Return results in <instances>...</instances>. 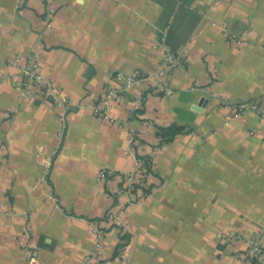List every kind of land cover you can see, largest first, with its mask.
<instances>
[{"label": "crops", "instance_id": "1", "mask_svg": "<svg viewBox=\"0 0 264 264\" xmlns=\"http://www.w3.org/2000/svg\"><path fill=\"white\" fill-rule=\"evenodd\" d=\"M167 32L188 60L172 93L133 87L96 117L117 71H156ZM28 59L70 109L18 87ZM220 98L264 101V0H0V264H29L30 243L42 264H83L99 231L98 264L124 248L129 264H252L241 238L264 231V125ZM150 159L136 198L126 175Z\"/></svg>", "mask_w": 264, "mask_h": 264}, {"label": "built area", "instance_id": "2", "mask_svg": "<svg viewBox=\"0 0 264 264\" xmlns=\"http://www.w3.org/2000/svg\"><path fill=\"white\" fill-rule=\"evenodd\" d=\"M217 1V0H215ZM54 7L52 2L48 7V22L50 17L54 14ZM164 49L163 55L158 63V67L154 73H146L140 70H135L130 74H125L122 71H117L114 75L115 84L108 85L103 89L102 96L98 101L92 104V110L96 117L100 119L107 118L109 115V108L112 104L120 100L123 93L133 87H148L153 91H158L164 94H171L172 89L169 87V80L172 72L179 66L184 65L188 60L181 52H173L164 43V38L160 39L156 43ZM19 73L21 75V81L18 85L19 88L29 90L30 87L36 88L38 95L45 101H50L55 104H63L65 109H70V102L67 97L64 96L54 85L48 76H46L36 59H28L20 65ZM140 101H138V104ZM219 104L222 106L230 107L232 113L237 116L244 111H254L258 114L260 120L264 125V101L263 102H239L231 104L225 98L219 99ZM131 116L135 115V108L130 112ZM64 114H61V121H64ZM135 132L132 131L130 141L134 142ZM143 172L139 182L144 184V180L148 179L149 173L146 169L145 161L138 160L137 168L134 172L126 175L125 190L127 193L132 192L133 182L139 177V173ZM114 173L111 169H101L98 173V177L105 179ZM3 204L0 201V219L1 216L6 215L2 211ZM233 236H230L232 238ZM241 238V237H239ZM246 243V249L244 257L252 264H264V231L256 234L252 237H242ZM103 233L98 232L94 242V250L87 254L84 258L83 264H97V256L102 247ZM29 245V243H28ZM30 255L29 264H42L39 259V251L37 247L29 245ZM119 264H129L130 255L124 248L118 255Z\"/></svg>", "mask_w": 264, "mask_h": 264}, {"label": "trees", "instance_id": "3", "mask_svg": "<svg viewBox=\"0 0 264 264\" xmlns=\"http://www.w3.org/2000/svg\"><path fill=\"white\" fill-rule=\"evenodd\" d=\"M165 45L172 50L173 52H178V48H175L174 45L171 42V38H170V34L167 32L166 36H165ZM167 132V134L165 133ZM176 130H172V129H159L158 131V137L160 138V144H164L167 142H170L175 134H176ZM151 159L150 160H146V169L148 171V173H150V165H151ZM143 172L139 173V177L133 182V188H132V192H135V197L136 198H140V196H144L145 194H148L150 191V184H149V179H145L144 180V184L139 182V179L141 178ZM98 264V261H97Z\"/></svg>", "mask_w": 264, "mask_h": 264}, {"label": "bare ground", "instance_id": "4", "mask_svg": "<svg viewBox=\"0 0 264 264\" xmlns=\"http://www.w3.org/2000/svg\"><path fill=\"white\" fill-rule=\"evenodd\" d=\"M39 259H40V257H39Z\"/></svg>", "mask_w": 264, "mask_h": 264}]
</instances>
